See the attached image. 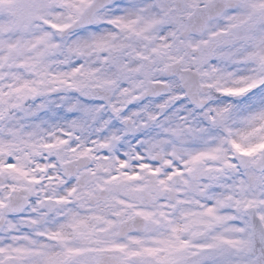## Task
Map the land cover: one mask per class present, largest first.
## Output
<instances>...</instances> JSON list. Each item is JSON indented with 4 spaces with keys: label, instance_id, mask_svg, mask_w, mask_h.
Returning a JSON list of instances; mask_svg holds the SVG:
<instances>
[{
    "label": "snow or ice",
    "instance_id": "1",
    "mask_svg": "<svg viewBox=\"0 0 264 264\" xmlns=\"http://www.w3.org/2000/svg\"><path fill=\"white\" fill-rule=\"evenodd\" d=\"M0 264H264V0H0Z\"/></svg>",
    "mask_w": 264,
    "mask_h": 264
}]
</instances>
